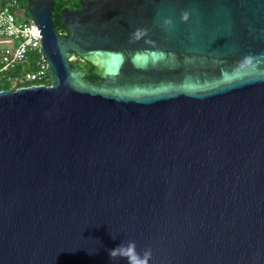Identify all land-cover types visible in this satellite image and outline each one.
<instances>
[{"label":"water","instance_id":"water-1","mask_svg":"<svg viewBox=\"0 0 264 264\" xmlns=\"http://www.w3.org/2000/svg\"><path fill=\"white\" fill-rule=\"evenodd\" d=\"M82 6L28 1L51 85L0 91V264H264V0Z\"/></svg>","mask_w":264,"mask_h":264},{"label":"built area","instance_id":"built-area-1","mask_svg":"<svg viewBox=\"0 0 264 264\" xmlns=\"http://www.w3.org/2000/svg\"><path fill=\"white\" fill-rule=\"evenodd\" d=\"M41 30L38 28L32 18H28L24 8L21 7L19 0L2 2L0 0V44L12 45L10 48L1 50L2 56L0 65L2 70H9L16 67L28 59L32 52H36L38 59L36 61V70L26 72L24 80L28 83L26 87L50 86L44 84L48 72V58L42 46Z\"/></svg>","mask_w":264,"mask_h":264},{"label":"trees","instance_id":"trees-1","mask_svg":"<svg viewBox=\"0 0 264 264\" xmlns=\"http://www.w3.org/2000/svg\"><path fill=\"white\" fill-rule=\"evenodd\" d=\"M2 2H9L11 0H1ZM54 1V16L53 23L56 28V31L60 35L69 36L68 29L61 24L63 21V10L68 8L71 11L80 10L83 8L82 2L85 0H53ZM28 0H19L21 7L27 5ZM2 56V51L0 50V59ZM38 59V55L36 52H32L29 54L28 59L22 63H19L16 67L9 70H2L0 72V91L10 90L15 91L19 87H26L28 83L24 80L26 72H33L36 70V61ZM74 68L78 71H82L85 73L86 78L90 81H102V76L93 63L86 61L80 56H76V59L72 61ZM0 69L2 66L0 65ZM44 84H50V77L48 75Z\"/></svg>","mask_w":264,"mask_h":264},{"label":"clouds","instance_id":"clouds-1","mask_svg":"<svg viewBox=\"0 0 264 264\" xmlns=\"http://www.w3.org/2000/svg\"><path fill=\"white\" fill-rule=\"evenodd\" d=\"M183 19L188 18V13L185 12L182 14ZM170 23V21H166ZM115 239V237H113ZM109 255L111 258L116 256H121L127 259L128 264H148L149 259L151 258V250H146L141 256L136 252V245L134 241H129L127 244L121 243L114 249L109 250Z\"/></svg>","mask_w":264,"mask_h":264},{"label":"flooded vegetation","instance_id":"flooded-vegetation-1","mask_svg":"<svg viewBox=\"0 0 264 264\" xmlns=\"http://www.w3.org/2000/svg\"><path fill=\"white\" fill-rule=\"evenodd\" d=\"M29 1V0H28ZM37 0H33V2H36ZM28 2H27V5L24 6V11H25V14L28 18H31V13L28 11ZM53 16H54V11H53ZM61 24L63 25V21L61 22ZM64 26V25H63Z\"/></svg>","mask_w":264,"mask_h":264},{"label":"rangeland","instance_id":"rangeland-1","mask_svg":"<svg viewBox=\"0 0 264 264\" xmlns=\"http://www.w3.org/2000/svg\"><path fill=\"white\" fill-rule=\"evenodd\" d=\"M12 45L0 44V50H5L10 48Z\"/></svg>","mask_w":264,"mask_h":264}]
</instances>
